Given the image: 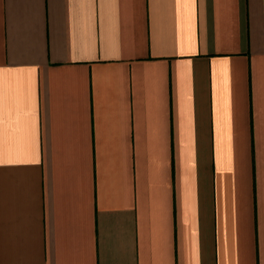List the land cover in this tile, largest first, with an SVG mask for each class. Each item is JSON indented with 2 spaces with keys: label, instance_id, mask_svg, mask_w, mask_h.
<instances>
[{
  "label": "crops",
  "instance_id": "crops-1",
  "mask_svg": "<svg viewBox=\"0 0 264 264\" xmlns=\"http://www.w3.org/2000/svg\"><path fill=\"white\" fill-rule=\"evenodd\" d=\"M0 264H264V0H0Z\"/></svg>",
  "mask_w": 264,
  "mask_h": 264
}]
</instances>
